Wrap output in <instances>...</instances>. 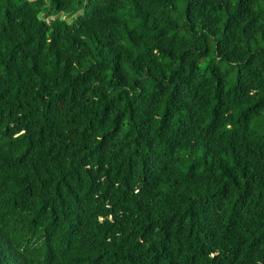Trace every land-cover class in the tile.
Here are the masks:
<instances>
[{
    "label": "trees",
    "instance_id": "1",
    "mask_svg": "<svg viewBox=\"0 0 264 264\" xmlns=\"http://www.w3.org/2000/svg\"><path fill=\"white\" fill-rule=\"evenodd\" d=\"M0 264H264V0H0Z\"/></svg>",
    "mask_w": 264,
    "mask_h": 264
},
{
    "label": "rangeland",
    "instance_id": "2",
    "mask_svg": "<svg viewBox=\"0 0 264 264\" xmlns=\"http://www.w3.org/2000/svg\"><path fill=\"white\" fill-rule=\"evenodd\" d=\"M221 65H222V67H225V66H226V64H225V63H221Z\"/></svg>",
    "mask_w": 264,
    "mask_h": 264
}]
</instances>
